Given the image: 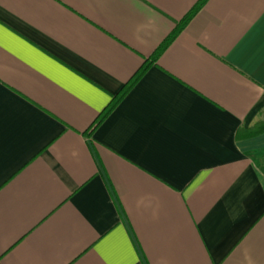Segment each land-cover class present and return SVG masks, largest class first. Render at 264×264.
<instances>
[{
  "label": "crops",
  "instance_id": "1",
  "mask_svg": "<svg viewBox=\"0 0 264 264\" xmlns=\"http://www.w3.org/2000/svg\"><path fill=\"white\" fill-rule=\"evenodd\" d=\"M0 0V264H264V0Z\"/></svg>",
  "mask_w": 264,
  "mask_h": 264
},
{
  "label": "trees",
  "instance_id": "2",
  "mask_svg": "<svg viewBox=\"0 0 264 264\" xmlns=\"http://www.w3.org/2000/svg\"><path fill=\"white\" fill-rule=\"evenodd\" d=\"M208 0H199L196 5L184 16V18L175 26L173 32L167 37V39L161 44L160 47L153 53L149 61H145L141 68L135 73L131 80L122 88V90L112 98L108 107L97 118L95 124H93L91 131L99 125L107 115L115 108V106L123 99L133 85L141 78L148 66L155 63L165 49L177 38V36L184 30L191 19L201 10ZM264 132V122L256 125L251 130L244 133L245 137L257 136Z\"/></svg>",
  "mask_w": 264,
  "mask_h": 264
}]
</instances>
